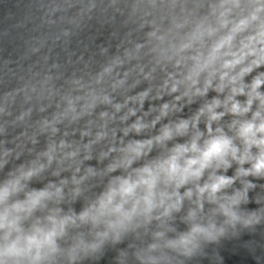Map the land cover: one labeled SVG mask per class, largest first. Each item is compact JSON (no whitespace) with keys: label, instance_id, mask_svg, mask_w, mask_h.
<instances>
[{"label":"clouds","instance_id":"clouds-1","mask_svg":"<svg viewBox=\"0 0 264 264\" xmlns=\"http://www.w3.org/2000/svg\"><path fill=\"white\" fill-rule=\"evenodd\" d=\"M35 9L0 48V264H223L244 235L264 264V0Z\"/></svg>","mask_w":264,"mask_h":264},{"label":"water","instance_id":"water-1","mask_svg":"<svg viewBox=\"0 0 264 264\" xmlns=\"http://www.w3.org/2000/svg\"><path fill=\"white\" fill-rule=\"evenodd\" d=\"M36 0H0V29H8L5 34L0 31V48L7 54H16L18 46L31 27L35 17ZM23 25V27H21ZM101 30L97 28L96 35H100ZM95 36H88L83 40L87 44ZM80 45L74 43L73 47ZM250 239L244 235L241 240L226 241L220 248L223 257V264H255L248 251L243 247V241Z\"/></svg>","mask_w":264,"mask_h":264}]
</instances>
